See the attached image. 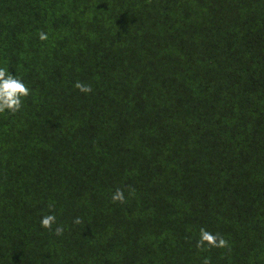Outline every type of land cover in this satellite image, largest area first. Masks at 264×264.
Wrapping results in <instances>:
<instances>
[{
    "label": "trees",
    "instance_id": "trees-1",
    "mask_svg": "<svg viewBox=\"0 0 264 264\" xmlns=\"http://www.w3.org/2000/svg\"><path fill=\"white\" fill-rule=\"evenodd\" d=\"M0 264H264V0H0Z\"/></svg>",
    "mask_w": 264,
    "mask_h": 264
}]
</instances>
